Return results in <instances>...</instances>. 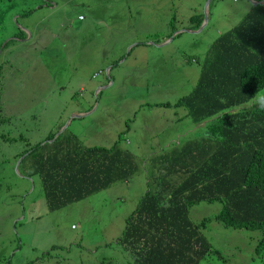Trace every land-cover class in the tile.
I'll return each instance as SVG.
<instances>
[{"label":"rangeland","instance_id":"rangeland-1","mask_svg":"<svg viewBox=\"0 0 264 264\" xmlns=\"http://www.w3.org/2000/svg\"><path fill=\"white\" fill-rule=\"evenodd\" d=\"M4 1L0 264H132L118 241L148 189V163L171 144V135L182 134L183 141L203 134L177 103L200 78L212 43L237 27L252 6L247 0ZM200 17L196 28L191 19ZM115 62L109 75L114 85L99 91ZM258 97L264 90L246 107L261 110ZM65 127L83 148H108L120 137L140 171L50 212L39 177H27L30 161L18 163L28 145H42ZM220 209L218 202L190 208L195 224L211 221L202 233L214 253L201 264H264V253L254 252L264 228L223 227L214 221Z\"/></svg>","mask_w":264,"mask_h":264},{"label":"trees","instance_id":"trees-1","mask_svg":"<svg viewBox=\"0 0 264 264\" xmlns=\"http://www.w3.org/2000/svg\"><path fill=\"white\" fill-rule=\"evenodd\" d=\"M195 18L191 21L198 28L202 17ZM200 71L177 104L203 134L151 157L145 171L148 189L118 241L132 264L206 262L214 251L202 232L211 221L195 224L190 218V208L201 202L220 203L214 221L223 227L264 228V110L246 107L264 90V5L252 6L237 27L212 43ZM4 122L0 115V126ZM45 140L28 145L21 161H30L27 177H39L50 212L129 181L140 171L134 156L120 146V137L108 148H83L65 130ZM263 245L264 236L256 255L264 253Z\"/></svg>","mask_w":264,"mask_h":264},{"label":"crops","instance_id":"crops-1","mask_svg":"<svg viewBox=\"0 0 264 264\" xmlns=\"http://www.w3.org/2000/svg\"><path fill=\"white\" fill-rule=\"evenodd\" d=\"M4 15H5V13H4V11H3V15H0V17L1 18H4ZM108 15V14H107ZM107 15H105L104 17H103V19L104 18H106V16ZM109 16V15H108ZM83 19V18H82ZM27 29V28H26ZM25 29V30H26ZM28 30V29H27ZM31 37V36H30ZM42 45H44L45 44V33L43 34V36L41 37V38H39V40H38ZM19 45V44H18ZM124 61H122V63H123ZM110 64H112L113 66L111 67V69L109 70L108 68L106 69V76H107V74H108V72L109 73H111L112 71H113V69H115V68H113L114 66H116L117 64H116V62L113 64V63H110ZM3 66H5V64H3V63H1L0 64V71H1V69H2V67ZM3 77H4V74L2 75ZM96 76V74L94 75V77ZM105 80L106 81H104V82H100V84H102L101 86H100V88H98L99 89V91L101 90V87L102 86H107L106 88H104V89H107V88H109L110 87V85L108 84V77L107 78H105ZM112 85H114V83L112 84ZM80 91H82V90H80ZM98 91V90H97ZM69 124V123H68ZM67 124V125H68ZM204 124V123H203ZM199 127H202V126H198V128ZM183 138V136H182V134H174V135H171L170 136V138H169V140H168V142L169 143H171V144H180L181 142H185L186 140H188V139H184L183 141H181V139Z\"/></svg>","mask_w":264,"mask_h":264},{"label":"clouds","instance_id":"clouds-1","mask_svg":"<svg viewBox=\"0 0 264 264\" xmlns=\"http://www.w3.org/2000/svg\"><path fill=\"white\" fill-rule=\"evenodd\" d=\"M82 19V18H81ZM173 39V38H172ZM171 39V40H172ZM113 68H115V67H113ZM109 70L111 69V67H109L108 68ZM113 70H115V69H113ZM113 72V71H112ZM111 72V73H112ZM110 73L108 72V74H107V77H108V80L110 79ZM108 82V84L110 83L111 85L113 84V82H111V80H109V81H107ZM106 86V85H105ZM107 87V86H106ZM252 104V103H251ZM258 107L261 109V110H264V97H258ZM77 116H80V117H82V115H76L75 117L78 119V117ZM66 129V128H65ZM64 129V130H65ZM63 130V131H64ZM60 132H62L61 130H60ZM45 141H47V140H45ZM46 143V142H45ZM44 144V143H43ZM173 144H170L169 146H167V148H172L171 146H172ZM23 158V157H22ZM22 160V159H21ZM21 160H20V162H21ZM20 162H19V164H20ZM18 164V165H19Z\"/></svg>","mask_w":264,"mask_h":264},{"label":"water","instance_id":"water-1","mask_svg":"<svg viewBox=\"0 0 264 264\" xmlns=\"http://www.w3.org/2000/svg\"><path fill=\"white\" fill-rule=\"evenodd\" d=\"M209 1V0H208ZM248 2H249V4L251 5V6H256V5H264V0H262V1H260V2H255V1H253V0H247ZM206 22H207V16H205L204 17V21H203V26L206 24ZM181 32V31H180ZM196 31H192V33H195ZM78 118H80V116H77ZM66 128V127H65ZM64 128V129H65ZM64 129H62L61 131H63ZM59 134V133H58ZM57 134V135H58ZM56 135V136H57ZM54 140V139H53ZM22 159V158H21ZM20 162V161H19ZM19 164V163H18Z\"/></svg>","mask_w":264,"mask_h":264}]
</instances>
